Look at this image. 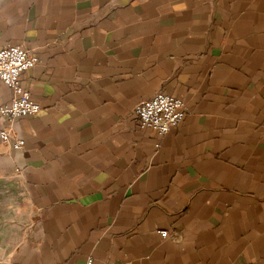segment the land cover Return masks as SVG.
Wrapping results in <instances>:
<instances>
[{
  "label": "crops",
  "instance_id": "crops-1",
  "mask_svg": "<svg viewBox=\"0 0 264 264\" xmlns=\"http://www.w3.org/2000/svg\"><path fill=\"white\" fill-rule=\"evenodd\" d=\"M6 44L40 110L0 139L31 209L0 264H264V0H0ZM158 92L188 106L164 136Z\"/></svg>",
  "mask_w": 264,
  "mask_h": 264
},
{
  "label": "built area",
  "instance_id": "built-area-1",
  "mask_svg": "<svg viewBox=\"0 0 264 264\" xmlns=\"http://www.w3.org/2000/svg\"><path fill=\"white\" fill-rule=\"evenodd\" d=\"M39 62V58L30 50L18 45L6 44L0 49V81L12 90L9 104L0 107V115L4 124L0 127L1 141L14 148H22L24 140L12 138V124L20 116L33 115L40 110L30 92L21 85L22 73ZM134 114L141 127H149L164 136L181 123L188 113V106L184 99L164 92L146 98L134 106ZM159 146V143L156 144ZM165 237L166 230L160 231ZM94 259L88 256L84 264H93Z\"/></svg>",
  "mask_w": 264,
  "mask_h": 264
},
{
  "label": "rangeland",
  "instance_id": "rangeland-1",
  "mask_svg": "<svg viewBox=\"0 0 264 264\" xmlns=\"http://www.w3.org/2000/svg\"><path fill=\"white\" fill-rule=\"evenodd\" d=\"M31 221V209L17 180L0 178V263L22 241Z\"/></svg>",
  "mask_w": 264,
  "mask_h": 264
},
{
  "label": "bare ground",
  "instance_id": "bare-ground-1",
  "mask_svg": "<svg viewBox=\"0 0 264 264\" xmlns=\"http://www.w3.org/2000/svg\"><path fill=\"white\" fill-rule=\"evenodd\" d=\"M171 131V130H170Z\"/></svg>",
  "mask_w": 264,
  "mask_h": 264
}]
</instances>
